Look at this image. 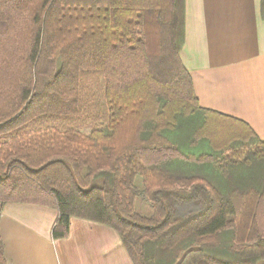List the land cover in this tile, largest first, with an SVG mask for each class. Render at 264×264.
Segmentation results:
<instances>
[{"label": "trees", "instance_id": "trees-1", "mask_svg": "<svg viewBox=\"0 0 264 264\" xmlns=\"http://www.w3.org/2000/svg\"><path fill=\"white\" fill-rule=\"evenodd\" d=\"M183 41L184 0H0V204L133 264H264V141L200 106Z\"/></svg>", "mask_w": 264, "mask_h": 264}, {"label": "crops", "instance_id": "crops-1", "mask_svg": "<svg viewBox=\"0 0 264 264\" xmlns=\"http://www.w3.org/2000/svg\"><path fill=\"white\" fill-rule=\"evenodd\" d=\"M262 0H184L179 56L200 106L246 123L264 141V6ZM49 205L0 204L6 264H133L117 231L69 218L53 237Z\"/></svg>", "mask_w": 264, "mask_h": 264}, {"label": "rangeland", "instance_id": "rangeland-1", "mask_svg": "<svg viewBox=\"0 0 264 264\" xmlns=\"http://www.w3.org/2000/svg\"><path fill=\"white\" fill-rule=\"evenodd\" d=\"M83 130H87V128H83ZM140 206H141L140 208L143 210L144 209L143 205H140Z\"/></svg>", "mask_w": 264, "mask_h": 264}]
</instances>
